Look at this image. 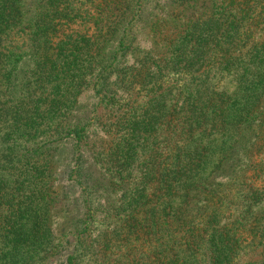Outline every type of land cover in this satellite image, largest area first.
<instances>
[{
  "label": "trees",
  "instance_id": "trees-1",
  "mask_svg": "<svg viewBox=\"0 0 264 264\" xmlns=\"http://www.w3.org/2000/svg\"><path fill=\"white\" fill-rule=\"evenodd\" d=\"M261 153L264 0H0V264H264Z\"/></svg>",
  "mask_w": 264,
  "mask_h": 264
},
{
  "label": "rangeland",
  "instance_id": "rangeland-1",
  "mask_svg": "<svg viewBox=\"0 0 264 264\" xmlns=\"http://www.w3.org/2000/svg\"><path fill=\"white\" fill-rule=\"evenodd\" d=\"M149 7H150V5H149ZM263 154L261 153L260 156L263 155ZM257 156H258V154H256L252 158V161L259 163L261 161V158L259 156L258 157ZM262 159H264V156H262ZM253 180L255 182L254 184H255L256 187L264 186V175H259V176L255 177ZM260 207L264 209V204H261Z\"/></svg>",
  "mask_w": 264,
  "mask_h": 264
}]
</instances>
